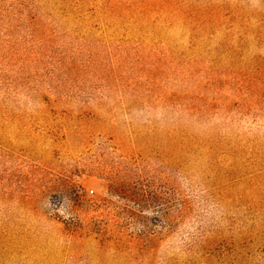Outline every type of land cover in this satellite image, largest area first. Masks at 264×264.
I'll list each match as a JSON object with an SVG mask.
<instances>
[{
    "label": "rangeland",
    "instance_id": "1",
    "mask_svg": "<svg viewBox=\"0 0 264 264\" xmlns=\"http://www.w3.org/2000/svg\"><path fill=\"white\" fill-rule=\"evenodd\" d=\"M0 264H264V0H0Z\"/></svg>",
    "mask_w": 264,
    "mask_h": 264
}]
</instances>
